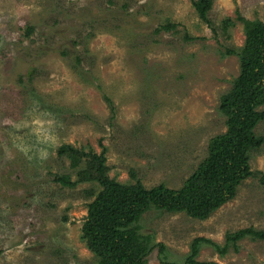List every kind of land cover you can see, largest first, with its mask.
<instances>
[{
  "label": "rangeland",
  "instance_id": "obj_1",
  "mask_svg": "<svg viewBox=\"0 0 264 264\" xmlns=\"http://www.w3.org/2000/svg\"><path fill=\"white\" fill-rule=\"evenodd\" d=\"M240 16L264 23V0H213L212 25L192 0H0V264H98L83 226L102 155L120 184L183 186L227 131L220 106L241 73L228 54L246 41ZM254 132L264 138V122ZM250 166L207 220L143 214L148 264H184L197 238L223 248L228 235L264 230V145ZM197 260L264 264V241L246 237L225 255L203 244Z\"/></svg>",
  "mask_w": 264,
  "mask_h": 264
},
{
  "label": "trees",
  "instance_id": "obj_2",
  "mask_svg": "<svg viewBox=\"0 0 264 264\" xmlns=\"http://www.w3.org/2000/svg\"><path fill=\"white\" fill-rule=\"evenodd\" d=\"M212 2L192 0L199 17L209 25H212L209 20ZM239 19L246 26V41L239 51L230 50L228 54L238 55L241 73L220 106L227 116V131L210 141L207 157L183 186L173 190L165 184L147 189L140 181L135 185L120 184L108 176L104 155L96 161L95 176H87L102 187L88 205V218L83 226V238L98 264H148L151 236H145L137 225L143 214L155 209L207 220L235 197L243 182L255 175L250 154L264 145V138L256 137L254 132L264 122V110L259 111L264 107V23H251L242 16ZM186 40L191 38L187 36ZM59 153L69 157L73 167L80 161L71 147H64ZM58 181L71 184L68 177ZM246 237L264 241V230L243 229L228 235L223 248L211 240L197 238L184 264H213L197 260L203 244H213L219 254L225 255L231 247L238 251V243Z\"/></svg>",
  "mask_w": 264,
  "mask_h": 264
}]
</instances>
